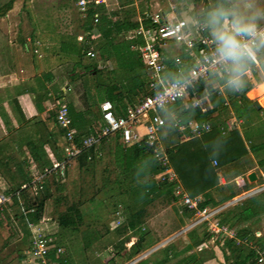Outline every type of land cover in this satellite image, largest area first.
Here are the masks:
<instances>
[{
  "label": "trees",
  "instance_id": "trees-1",
  "mask_svg": "<svg viewBox=\"0 0 264 264\" xmlns=\"http://www.w3.org/2000/svg\"><path fill=\"white\" fill-rule=\"evenodd\" d=\"M180 1L173 0L177 13L187 9L184 3L179 5ZM190 1L193 4L199 2L202 4L201 12L193 9L186 14L187 18L194 19L198 25H204L201 35L217 41L216 33L210 30L216 13L224 12L227 21L234 22L230 14L233 9L232 0ZM71 2L77 8V0ZM116 2L118 7L116 10H107L102 0H87L84 10L80 12V22L74 28L75 31L72 34H55L51 53L55 55L58 62H71V69L66 76L68 87L64 91L57 89L56 94L51 95L45 87H42L43 82L49 83V75H42L40 94L34 97L35 109L38 112L43 111L42 103L46 99L51 107L55 98L63 97L65 101L67 90L76 81L80 86L83 85L84 107L77 109L72 101H65L69 127L75 131L72 144L80 149V152L71 159L64 160L67 148L65 131L56 126L54 110L53 112L50 110L46 119L33 126L37 140L27 142V150L28 157L36 164L34 176L40 174L43 168L62 160L65 161L64 175L62 178L52 175L51 181L44 179L41 189L32 197L26 189H21L34 178L32 174L16 170L15 176L6 174L4 178L2 177L4 189L0 191V194L10 196L11 203L0 206V231L6 234L0 251L9 244L8 240L15 236V220L21 228L19 246H23L25 250L28 249L31 240L29 225L41 226L52 221L53 217L59 229L76 232L82 221L81 174L91 171L100 161L104 151L110 157L109 167L111 168L110 176L105 178L101 186L103 198L100 203L107 207L109 215L118 224L117 226L120 225L115 230L120 238L112 244L113 253L105 264H117L115 258L122 262L129 261L145 250L144 245L149 238L148 231L144 227L147 206L155 200L165 205L177 202L173 194V184L158 182L155 179L160 168L142 142L125 146L119 141L117 133H114L102 138L95 146L81 147L83 138L96 136L101 122L99 108L98 112L91 110L95 103L93 95L82 80L84 75L88 76L89 86L96 95L102 90L98 103L109 101L117 116H122L128 106L150 93L147 88L148 74L142 59L138 51L131 48L144 44L142 37L134 34L138 27L147 33L148 40H155V35L150 33V30L156 24L152 23L150 16L143 15L144 12L147 15L150 14L146 3L148 0H144V5L140 7L137 17L139 19L134 20L135 14L132 7L134 0H116ZM10 6L11 1L0 6V15L8 11ZM94 14L97 15L95 23H93ZM167 18L171 19L170 16ZM223 21L224 19L220 18L219 23H216L220 30H225L223 27L220 28ZM186 24L192 31L190 20ZM79 33L84 35L81 41L76 40V35ZM28 37L32 51V48H36L41 42L32 33ZM34 42H37V45L34 46ZM177 47L180 50L179 55L169 56L161 52L166 66L164 75L171 81L186 76L190 68L188 52L184 51L182 45ZM157 49L160 51L159 48ZM253 50L256 64L246 57L239 64L230 61L227 67L219 72L220 75H209V82L208 80L198 81L191 89H188V95L194 92L197 98L204 100L206 98L203 103L204 112L199 108L191 107L190 103L184 106L180 101L165 108L168 124L164 122L159 129L158 138L163 144L168 163L182 190L189 198H198L195 210L182 208V213L187 220H191L198 210L221 206L241 192L253 188L255 184L263 183L259 175L252 183H248L243 176L252 164V160L264 173V108L260 106L259 109H255L252 101L245 97L247 91L248 94L255 84L264 80V44L258 43ZM89 51L94 53L93 58L86 55ZM99 62L111 64L110 69L100 68ZM77 69H80L82 73H77ZM262 86H264L262 83L258 85V89ZM224 102L227 103L226 106ZM250 113L257 114L258 117L259 114H263V118L258 119L260 129L255 134V138L245 137L240 129L244 116ZM230 118L240 120V124L238 127L232 124L231 128L225 130V121ZM190 123H208L210 130L198 137H190L186 129L178 131L179 125L188 126ZM45 149L53 154V162L49 163L40 159V153ZM96 153H100L99 158H96ZM27 160L24 159L23 162ZM219 177L225 179V186H219ZM237 177L243 179L241 187L235 184L234 180ZM65 191L66 194H64ZM92 200L89 198L87 201L91 203ZM51 201L55 211L61 207L63 210L56 215H50L48 206ZM29 209L33 212L30 213ZM215 216L220 225L234 230L235 239H247L255 248L264 252V235L253 236L257 223L264 216V190L231 206L221 208ZM83 234V246H86V240L89 237ZM47 236L52 240V246L46 255L47 262L71 264L68 252H64L58 246L56 236ZM186 236H188V242L184 243L180 250L175 251L169 243L159 250L163 251L161 259L154 260L152 263L143 259L135 264H169L173 258H178L173 264H204L203 249L199 250L198 254L192 250L202 244H208L213 239V234L206 229V223L191 228L186 232ZM129 238H133L134 242L126 248L124 244ZM235 239L225 236L216 237L214 246L218 248L223 260L222 264H254L255 248H251V245L236 244ZM156 242L157 240L152 245ZM57 248L61 249V252H56ZM24 251L18 252L19 260L24 258Z\"/></svg>",
  "mask_w": 264,
  "mask_h": 264
},
{
  "label": "rangeland",
  "instance_id": "rangeland-1",
  "mask_svg": "<svg viewBox=\"0 0 264 264\" xmlns=\"http://www.w3.org/2000/svg\"><path fill=\"white\" fill-rule=\"evenodd\" d=\"M10 1L11 6L8 9L10 11H6L2 15H0V46H2L1 50L5 51H8L11 48L14 53V56L15 49L17 52L22 53V51L19 50V44H17V42L15 41V36L17 33V23L20 27L19 32L21 34V38H23V40L27 44L29 50L27 54L25 53L27 57L31 52V42L28 38V33L30 32V27H32L33 25L36 26V31L38 32V34H43V24L45 22H49L50 24H52V27H57L56 30L59 33L72 34L75 31L74 28L77 27L80 22L81 14L75 7V4L71 2L73 0H19L21 2L17 3L18 5L16 6V8L15 0H0V6H3L4 4ZM104 1L107 10H116L118 8L116 0ZM171 1L173 2V0H169L170 3ZM146 3L149 7V15L161 11L165 12L167 16H170L171 19L183 20L185 22H189L190 20V27H192V32L195 35L197 34L196 30L199 25L195 22L194 19L187 18L186 14H188V12L193 9L198 12H201V2L193 4L190 0H181L179 2V5H182L184 3L187 7V9L181 13H177L175 12L174 8H170L165 0H148V2ZM231 4L233 6V9L230 11V14L233 17L234 21L237 22L240 26L244 27L254 25V27H258L264 23V0H232ZM143 5L144 0H134L132 7L134 10L135 17L133 18V20L139 19L137 18L138 13L140 11V7ZM173 5L175 6L174 3ZM168 9H171L170 12L168 11ZM27 19H29V21H27ZM220 26V28L223 27L225 30H232L233 22L229 23L227 21L225 23V21H223L222 25ZM210 30L213 33H216L220 29L219 27H217L216 23L212 21ZM25 38H28L29 41H27V39ZM45 46H47L48 48L45 50L46 52H50V49H52L53 47V45L50 44H46ZM41 48H43V46L40 43L36 47L37 52L32 53L33 58H31V60L34 59V61L36 62L37 60L40 61L39 65L41 68L39 70H41V72L49 71L48 68L53 62L55 64L58 63V66L60 67L59 69H57V73L53 75V84L48 87V92H50L51 95H54L56 94L57 89L62 90L64 88V85L67 82L66 76L69 74V71L71 69V62H58L56 57L52 56V54L48 56L51 58L54 57V61L53 59L52 61H44L42 60L43 55H41L40 52ZM159 50L160 53L163 52L169 56L180 54V50L178 49L177 45L170 41L165 42V45L159 47ZM98 66L100 68L110 69L111 64L99 62ZM76 72L82 73L80 69H77ZM218 75H220V73H218ZM247 75L249 74L247 73ZM83 77L82 80H84L86 87L90 90L89 92L93 95V100L95 103L91 107V110L98 112V100L99 96L102 93V90L98 95H96L89 86V81L87 79L88 76L84 75ZM207 80L208 78L205 81ZM207 82H209V80ZM253 87H255V85ZM83 90V85L80 86L79 83L76 81V83L67 90L65 95V101H72V103L77 109L84 107L85 97L84 94H82ZM260 91V101H257V104L264 108V86L261 87ZM247 92L245 94V97L250 100L249 96H247ZM205 100L201 99V103L203 104ZM47 101L48 100L46 99L45 103H47ZM50 110L53 112V108L51 107V105ZM165 112L166 109H160L153 113L162 117L165 124H168V118L166 117ZM48 113L43 114L44 119H46ZM260 118H263V114H259V117L257 116V114L253 113L244 116L243 123L240 129L242 130V133L245 137L253 136V138H255V134H257L258 130L260 129V123L258 122ZM139 120L143 121V117H140ZM0 121L2 123V130H4V133L6 132V135H4L3 138L0 140V165L4 160H7L9 165L7 171L3 167H0V191H2L4 189V183L1 181L2 177L4 178L6 174H14L15 172V168L14 170H11L10 167L13 165L15 166V160H19L15 157V146L23 145H21L20 143V133L24 134L25 126L19 127L15 125V108L13 106V103L10 101L2 102L0 104ZM15 127L18 128L17 131H15ZM29 131L30 132L28 134L30 135L31 133L30 137L33 136L34 139L37 140V134L35 133V130L31 128L29 129ZM24 138L28 139V136H25ZM17 142L19 144H16ZM24 144V146L27 147V144ZM17 150L19 151L20 148H17ZM26 158L28 159L29 157H25V159ZM109 159L110 157L108 156V153L104 151V154L101 156L100 161L93 167V169L89 172L81 174V186L83 188V204L80 207V211L82 212V221L80 223L81 225L78 227L79 229H77L76 232L59 229L56 226V223L53 221V217L52 221L46 224H42L41 226L38 225L39 228L42 227L41 229H43L42 231L44 234L56 236L55 239L59 244L58 246H60L64 252H68L69 257L71 259V264H105V262L113 253L112 244L120 238V236H118L115 231L119 228L120 225L117 226L118 224L109 215L107 207L104 206L103 203H100L101 199L103 198V195L101 193V186L105 181V178H108V176H110L109 169L111 167H109V164L111 163ZM23 170L25 171V169ZM252 182H254V180L250 181V183ZM255 185L257 186V184ZM249 191L250 190H247L246 192ZM64 194H66V191L64 192ZM242 195L243 193L235 196L231 200L239 198ZM89 198L93 199L91 203L87 201ZM231 200L223 203L221 206L210 209L220 210L221 208L231 206L234 204L229 203ZM49 204L50 205L48 206V210L50 215H56L57 212L63 210V208L61 207L56 209L55 211V207L52 206V201ZM195 221V217L191 220H187L185 218V215L182 213V207L179 203L178 205H165L161 204L158 200H155L151 205L147 206L146 208L144 227L148 231L149 238L147 243L144 245L145 250H143L136 257L126 262H122L115 258L117 264H135L139 260L143 259H147L149 263H152L154 260H159L162 258L163 251L159 250L162 247L168 245L169 243L172 244V248H174L175 251L180 250L183 244L188 242V236H186V232L198 225L195 224V226L191 227V225ZM14 225V230L16 231L15 236L8 240L9 244L1 249L0 264H36L33 258L25 253L23 259L19 260L17 258L18 252L22 250L24 251L25 248L23 246H19L21 241L19 239L21 228L16 220L14 222ZM256 231H258L260 235H264V216H262L259 222L257 223V229L254 232ZM83 233H85V236L89 237L86 240V246H83ZM5 238L6 234L0 231V247L5 241ZM156 240L157 242L152 245ZM133 242L134 239L129 238V240L125 242L124 246L128 248ZM156 246H158L156 249L150 251ZM201 249H203L204 264L223 263L218 248L214 246V240H211L207 245H205V247H201ZM201 249L194 248L192 251L198 254L200 253L199 250ZM139 257H141L139 260L133 262L135 258ZM176 259L173 258L169 264H173Z\"/></svg>",
  "mask_w": 264,
  "mask_h": 264
},
{
  "label": "built area",
  "instance_id": "built-area-1",
  "mask_svg": "<svg viewBox=\"0 0 264 264\" xmlns=\"http://www.w3.org/2000/svg\"><path fill=\"white\" fill-rule=\"evenodd\" d=\"M170 8H174L173 2L165 0ZM87 0H77V10L82 12ZM171 9H168L170 12ZM143 15L148 16L145 12ZM153 24H156L150 33L155 35V40L150 41L147 39V33L141 27H138L134 34L141 36L144 44L140 47H131L136 49L142 59L145 70L148 74L147 88L150 93L143 96L136 103L128 106L124 110L122 116L114 114L112 106L109 101H102L98 104L100 114V124L98 125L96 136H87L82 139L81 147L90 148L99 143L102 138L117 133L119 141L123 145H130L142 142L150 152L153 160L160 168V172L155 176L158 182H169L173 184V194L177 198V203L182 208L187 210H195L198 198H189L182 190L177 177L171 169L165 149L162 146L159 138L158 131L164 125V120L157 114L153 113L160 109H165L176 101H180L184 106L190 103L193 108H199L204 112L205 106L201 103V99L197 98L195 93L192 92L188 95V89H191L198 81H205L209 75L218 74L222 69L227 67L228 61H221L219 59L218 41L201 35L204 26L199 25L197 34L187 28V24L183 20L168 19L165 12L158 11L149 15ZM97 20V15H93V23ZM264 34V23L255 27V33L252 36H247L243 33L236 38L240 41L241 45H247L255 48L260 42V35ZM83 34L76 35V40L81 41ZM29 41V40H27ZM170 41L176 45H182L185 52H188L190 68L186 72V76L181 77L179 80H168L164 75L166 69L164 58L157 48L165 45V42ZM33 45H37L34 42ZM32 53H36V48H32ZM86 55L90 58L94 57L93 52H87ZM249 59V58H248ZM254 64V58L250 59ZM180 74V71L177 70ZM226 106L227 103L224 102ZM54 110V121L58 128L65 131L64 137L67 142V148L64 153V160H69L76 156L80 149H77L72 144L74 129L69 127V119L67 116V109L63 97L55 98L52 103ZM143 117V121L139 118ZM239 126L240 120L230 118L225 121V130L231 128V125ZM140 128V129H139ZM178 131L186 129L188 135L198 137L207 133L210 130L208 123H190L188 126L179 125ZM186 138V137H185ZM100 157V153H96V158ZM54 163L50 167H46L42 172L36 175L28 184H25L21 189H26V192L32 197L40 189L44 179L51 181L52 175H57L62 178L64 175L65 161ZM215 164L214 162L212 163ZM263 183L256 188L250 189L243 195L248 197L264 190V176H261ZM244 197V198H245ZM244 198L238 199L242 200ZM237 200V201H238ZM234 201L233 203H235ZM11 203L10 196L0 194V206L9 205ZM30 213L32 209L28 210ZM219 210H211L210 208H203L195 212L196 221L191 225L206 223V229L213 234V239L216 240L217 236H225L229 239H235V232L222 226L215 219V215ZM193 217V218H194ZM192 218V219H193ZM42 228V227H41ZM38 225H29L31 240L25 254L30 255L36 264H49L46 260L48 250L52 246V240L43 233V229ZM254 237H259L258 231L253 232ZM236 244H243L255 248L247 239H235ZM207 244H202L195 249H201ZM56 252H61L57 248ZM254 264H264V252L255 248Z\"/></svg>",
  "mask_w": 264,
  "mask_h": 264
},
{
  "label": "crops",
  "instance_id": "crops-1",
  "mask_svg": "<svg viewBox=\"0 0 264 264\" xmlns=\"http://www.w3.org/2000/svg\"><path fill=\"white\" fill-rule=\"evenodd\" d=\"M31 1V0H28ZM105 4V1L102 0ZM20 3L21 1L19 0H15V8L18 5L17 3ZM10 11V10H8ZM27 21H29V19H27ZM43 31L41 33L38 34V32L36 31V26L33 25L32 27H30V32L28 33V36L30 35V33L34 34L37 36V39L40 40L43 48H41L40 52L41 55H43V59L44 61H54V57L51 58L48 55L55 56L53 53H51L52 49H50L49 51H45L47 48V46H45L46 44H50L53 45L55 43L54 38H55V34H62L59 33L55 26L52 27V24H50L49 22H45L43 24ZM16 42L17 44H19V50L22 51L21 52H17L15 49V56L13 51L11 50V48L8 51L5 50H1L2 46H0V104L2 102H7L10 101L13 103V106L15 108V125L21 127V126H25V132L24 134L20 133V140H21V145L22 146H15V157L19 160H15V166H11V170H14L15 168V172L16 170H20L23 173H30V174H34V172L36 171V164L35 162H33L30 158H28V160L24 163L23 160L25 159V157H28V150L27 147L24 146L27 142L29 141H33L34 137H30V135L28 134L30 131L29 129H33V126L40 122L41 120H44L43 118V114L44 113H48L50 111V105L47 103H45V101L42 103V107H43V111L38 112L35 109V104H34V97L37 94H40L41 88L45 87V89L49 90L48 87H50L53 83V75H55L57 73V69H59L60 67L58 66V63L55 64L54 62L51 63V65L49 66L48 70L49 71H45V72H41V70H39L41 67L39 65V60L34 61V59L31 60V58H33L31 52L29 54V56L26 57L28 50L27 44L25 43V41L23 40V38H21V34H20V27L19 24L17 23L16 25ZM27 36V35H26ZM29 38V37H28ZM28 38H25L28 40ZM21 40V41H20ZM23 41V42H22ZM22 42V43H21ZM29 43V42H28ZM22 44V46H21ZM31 45V44H30ZM31 51V49H30ZM26 53V54H25ZM24 54V55H23ZM58 66V67H56ZM42 75H49L50 81L49 83L43 82L44 86H40V80L42 78ZM55 78V77H54ZM68 80L66 82V84L64 85V88L60 91H64L68 85ZM264 83L263 81H260L258 84H255V87L252 88V90L247 94V96H249V99L251 101H260V94L261 91L260 89H258V85ZM47 84V85H46ZM49 84V86H48ZM222 88H219V90H221ZM263 95V94H262ZM52 104V103H51ZM99 104V103H98ZM48 115V114H47ZM47 117V116H46ZM261 120V118H260ZM28 124V126H27ZM16 128V127H15ZM18 128L15 129V131H17ZM24 130V129H22ZM27 133V134H25ZM6 135V132L4 133V130H2V123L0 121V140L3 138V136ZM28 136V139H25V136ZM33 138V139H32ZM16 144H19L18 142ZM17 148H20V150L18 151ZM40 159L42 161H48L49 163L54 161L53 158V154L51 152L48 151V149H45L44 152L40 153ZM27 159V158H26ZM250 159L252 160V157L250 156ZM1 167H3L6 171L9 167L7 160H4L2 162ZM25 169V171L23 170ZM250 173H253L255 176V180H257L258 175L261 177L263 176V172H261L254 164V161L252 160V164L249 166V169H247L244 173V177L247 180V175H249ZM262 178V177H261ZM17 180V178H16ZM235 184L237 187H241L243 185V179L242 177H237L235 180ZM248 183H250L247 180ZM218 184L219 186H225L226 181L223 177H219L218 179ZM254 186L253 188L258 187ZM251 188V189H253ZM250 190V189H249ZM243 191L240 194H244ZM246 198V197H245ZM177 204L178 203H174ZM133 239V238H132Z\"/></svg>",
  "mask_w": 264,
  "mask_h": 264
},
{
  "label": "clouds",
  "instance_id": "clouds-1",
  "mask_svg": "<svg viewBox=\"0 0 264 264\" xmlns=\"http://www.w3.org/2000/svg\"><path fill=\"white\" fill-rule=\"evenodd\" d=\"M220 18L227 22V16L224 12L214 14V22L219 23ZM241 33L252 36L255 33L254 25L240 26L237 22H233L232 31L218 30L216 32V39L218 41L219 59L221 61L231 60L233 63L239 64L243 58H254V50L247 45H241L237 40V36ZM260 42L264 44V34L260 35Z\"/></svg>",
  "mask_w": 264,
  "mask_h": 264
},
{
  "label": "water",
  "instance_id": "water-1",
  "mask_svg": "<svg viewBox=\"0 0 264 264\" xmlns=\"http://www.w3.org/2000/svg\"><path fill=\"white\" fill-rule=\"evenodd\" d=\"M252 105L254 106L255 109H259V108H260V106L257 105V101H256V100L252 101ZM246 178H247V180H248L249 182L255 180V176H254L253 173H250L249 175H247ZM244 197H245V195H242V196H240L239 198H236V199L231 200L229 203H233L234 201H237L238 199H241V198H244ZM225 205H227V204H225ZM222 207H223V206H222ZM157 247H158V246H156L155 248L151 249L150 251H153V250L156 249ZM150 251H149V252H150ZM140 258H141V257H139V258H135V259L133 260V262L139 260Z\"/></svg>",
  "mask_w": 264,
  "mask_h": 264
}]
</instances>
